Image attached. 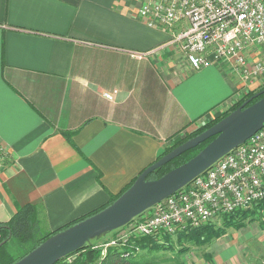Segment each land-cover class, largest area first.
Instances as JSON below:
<instances>
[{
	"label": "crops",
	"instance_id": "obj_1",
	"mask_svg": "<svg viewBox=\"0 0 264 264\" xmlns=\"http://www.w3.org/2000/svg\"><path fill=\"white\" fill-rule=\"evenodd\" d=\"M140 1L0 0V222L25 203L45 229L97 208L242 95L228 63L192 69ZM202 247L185 264H264L262 217Z\"/></svg>",
	"mask_w": 264,
	"mask_h": 264
},
{
	"label": "built area",
	"instance_id": "obj_2",
	"mask_svg": "<svg viewBox=\"0 0 264 264\" xmlns=\"http://www.w3.org/2000/svg\"><path fill=\"white\" fill-rule=\"evenodd\" d=\"M136 14L151 27L172 30L181 23L171 41L192 69L226 62L240 93L264 84V0H141ZM9 154L0 142V167ZM263 197L264 123L182 187L132 217L110 243L187 232Z\"/></svg>",
	"mask_w": 264,
	"mask_h": 264
},
{
	"label": "water",
	"instance_id": "obj_3",
	"mask_svg": "<svg viewBox=\"0 0 264 264\" xmlns=\"http://www.w3.org/2000/svg\"><path fill=\"white\" fill-rule=\"evenodd\" d=\"M262 94L261 96H259ZM259 96V97H258ZM256 98L253 100V98ZM264 123V87L200 132L147 164L113 201L50 234L10 264H54L80 248L91 236L119 228L155 202L173 193L242 143ZM211 137V138H210ZM210 140L193 156L155 178L147 175L179 154ZM5 239L0 241V245Z\"/></svg>",
	"mask_w": 264,
	"mask_h": 264
},
{
	"label": "trees",
	"instance_id": "obj_4",
	"mask_svg": "<svg viewBox=\"0 0 264 264\" xmlns=\"http://www.w3.org/2000/svg\"><path fill=\"white\" fill-rule=\"evenodd\" d=\"M264 87V84L258 86L255 89H248L242 93L239 97L237 102L231 105L227 110H224L218 116H215L211 120L207 121L206 124L196 127L195 129L185 133L181 137H176V141L172 143L170 146H165L161 149L157 157L161 156L163 153L170 150L175 145L181 143L185 139L195 135L196 133L200 132L204 128L211 125L213 122L224 116L227 112L235 108L239 105L243 100L247 97L252 95L255 91L259 90L260 88ZM260 94L259 96H261ZM258 96V97H259ZM253 98L255 100L256 98ZM63 135L66 139L70 140L71 132H63ZM211 138V137H210ZM200 142L195 147L188 149L187 151L179 154L178 156L174 157L166 164L155 168L152 172L147 175V178H155L165 171L169 170L170 168L184 162L191 156H193L198 150H200L209 140ZM155 158V159H156ZM144 168V167H143ZM142 168V169H143ZM141 169V170H142ZM140 170V171H141ZM139 171V172H140ZM138 175V174H137ZM135 175L132 180L120 191L111 195L109 200L106 203L101 204L97 208L86 212L76 218L69 220L68 222L54 228V229H45L41 227L40 220H39V209L35 203H25L21 205L13 214L12 216L4 222H0V241L5 239V241L0 245V264H10L15 261L17 258L25 254L27 251L32 249L36 246L39 242L45 239L50 234L74 223L75 221L95 212L96 210L104 207L111 201H113L124 189H126L132 181L137 176ZM252 205L260 206L257 211L264 212V197L259 201L254 202ZM250 207L237 209L232 212L224 213L225 215L221 221V225L215 226L212 222H207L202 224L198 227L190 229V231L182 232L178 234L184 235H195L200 233H205L201 239L203 241H207L214 233V235L221 234L228 226L233 227H240L247 221L252 219H259L260 217L255 214L254 210ZM170 236L169 234H161V237ZM154 235H141V236H134L127 239L125 242H119L115 244H107L104 248L100 244H94L92 242L86 241L80 248L77 250L70 252L66 256L60 258L54 264H140L139 260L135 259V249L137 248H158L160 247L161 243L155 239ZM134 239V240H132ZM132 240V241H131ZM106 242V241H105ZM12 243L13 245L17 244L18 249H11L12 247L9 245ZM104 249V252H103ZM20 252H17L19 251ZM14 252V253H13ZM73 256L70 261H66L67 257Z\"/></svg>",
	"mask_w": 264,
	"mask_h": 264
},
{
	"label": "rangeland",
	"instance_id": "obj_5",
	"mask_svg": "<svg viewBox=\"0 0 264 264\" xmlns=\"http://www.w3.org/2000/svg\"><path fill=\"white\" fill-rule=\"evenodd\" d=\"M175 25H177V26H174V28L172 29L173 32H176L178 30V26H180L181 23H177ZM249 86H252V85H249ZM238 99H239V97H236L235 101L237 102ZM235 101L230 103L228 108L231 105H233L235 103ZM211 119L210 118L205 119L204 122L199 123L198 126L206 124L207 121H209ZM198 126H196V127H198ZM174 140L176 141V138H174L171 141V143L166 145V146H170L172 143H174ZM260 206L250 205L249 207L254 210L256 215H258L259 217H262V223L264 224V212L257 211ZM220 215H223V214H219L218 216L214 217L213 219H211L209 221L214 223L215 226L221 225V221H222L224 216L221 217ZM247 220H248V218L246 219V221ZM231 227H233V226H228L227 228H231ZM117 229L118 228L103 231L97 235L91 236L87 241L92 242L94 244H100L104 248L107 244L110 243V241L112 240V238L115 235L114 232H116ZM188 231H190V230H188ZM169 235H170L169 237L164 236V235H163L164 237H161L160 234H155L154 236H157V237H155V239L161 243L160 247H158L156 249L155 248L148 249V248H140L139 247V248L135 249V251H134L135 259L139 260L140 264H185V261L187 260V258L190 255H192V252H195L197 250V248L201 249V247L204 246L205 243H207L212 238H214V236H216L213 233V235L207 241H203L202 237L204 235H206L205 233L195 234L192 236L184 235V234H178V233H173V234H169ZM132 240H134V239H132ZM110 244H115V243H110ZM9 245L12 247L11 249L17 250L19 248L17 244L13 245L12 243H9ZM17 252H20V250ZM103 252H104V249H103ZM72 258H73V256H69V257H67L66 261H70Z\"/></svg>",
	"mask_w": 264,
	"mask_h": 264
},
{
	"label": "bare ground",
	"instance_id": "obj_6",
	"mask_svg": "<svg viewBox=\"0 0 264 264\" xmlns=\"http://www.w3.org/2000/svg\"><path fill=\"white\" fill-rule=\"evenodd\" d=\"M221 217L225 216V215H220Z\"/></svg>",
	"mask_w": 264,
	"mask_h": 264
}]
</instances>
